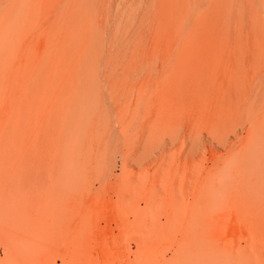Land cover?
I'll return each mask as SVG.
<instances>
[{"label":"rangeland","instance_id":"obj_1","mask_svg":"<svg viewBox=\"0 0 264 264\" xmlns=\"http://www.w3.org/2000/svg\"><path fill=\"white\" fill-rule=\"evenodd\" d=\"M0 264H264V0H0Z\"/></svg>","mask_w":264,"mask_h":264},{"label":"bare ground","instance_id":"obj_2","mask_svg":"<svg viewBox=\"0 0 264 264\" xmlns=\"http://www.w3.org/2000/svg\"><path fill=\"white\" fill-rule=\"evenodd\" d=\"M215 132L217 133V130H215ZM217 136V135H216ZM218 138H220V137H218ZM219 142H221V141H219Z\"/></svg>","mask_w":264,"mask_h":264}]
</instances>
